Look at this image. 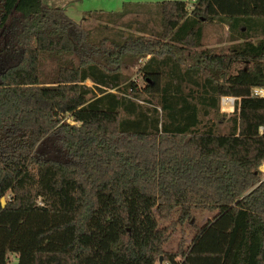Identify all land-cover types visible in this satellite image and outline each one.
Listing matches in <instances>:
<instances>
[{
  "label": "trees",
  "instance_id": "trees-1",
  "mask_svg": "<svg viewBox=\"0 0 264 264\" xmlns=\"http://www.w3.org/2000/svg\"><path fill=\"white\" fill-rule=\"evenodd\" d=\"M158 5L157 30L95 40L86 16L0 0V264H264V0Z\"/></svg>",
  "mask_w": 264,
  "mask_h": 264
},
{
  "label": "rangeland",
  "instance_id": "rangeland-1",
  "mask_svg": "<svg viewBox=\"0 0 264 264\" xmlns=\"http://www.w3.org/2000/svg\"><path fill=\"white\" fill-rule=\"evenodd\" d=\"M164 0H43V2L50 7L62 8L67 16L75 22H80L81 19L86 16L87 21L84 22L87 29L90 32V39L98 40L103 37H112L118 32H122L123 35L129 33L128 31V18L133 20L135 26L148 25L150 28L157 30L158 25L156 19L158 17V3ZM185 3H190L191 0H178ZM128 11L127 16L124 17V21H118L116 15L122 12ZM88 13H92L91 16H87ZM139 24V25H138ZM134 29V26H133ZM204 39L203 43L205 47L221 48L230 44L225 40L227 35V27L218 25L212 22H204L203 24ZM141 60H138L135 65L128 70L131 78L137 79L140 86L143 85L142 77L138 76L137 69ZM240 65H237L238 67ZM88 85L91 83L86 82ZM221 111V110H220ZM230 113L225 109L224 111ZM261 179H264V172H261ZM195 221L197 224H203L212 219L213 214L208 211H195ZM185 237L184 243L189 244L193 229L186 225L184 227ZM181 234L177 232L173 235L172 240L166 245L167 250H175ZM6 264H17V257L15 254H8V260Z\"/></svg>",
  "mask_w": 264,
  "mask_h": 264
},
{
  "label": "built area",
  "instance_id": "built-area-1",
  "mask_svg": "<svg viewBox=\"0 0 264 264\" xmlns=\"http://www.w3.org/2000/svg\"><path fill=\"white\" fill-rule=\"evenodd\" d=\"M195 2H197V0H191V2L188 3V7L192 9ZM250 96L264 98V86H252L250 89ZM239 100L240 99L238 97L221 96L220 97V110L224 111L225 109H227V111L232 112L234 109L235 102ZM259 169L261 172H264V161L259 166ZM163 264H167V263L165 262Z\"/></svg>",
  "mask_w": 264,
  "mask_h": 264
},
{
  "label": "water",
  "instance_id": "water-1",
  "mask_svg": "<svg viewBox=\"0 0 264 264\" xmlns=\"http://www.w3.org/2000/svg\"><path fill=\"white\" fill-rule=\"evenodd\" d=\"M0 201H1V204L2 205H5V199H4V197H2ZM159 261H162V257L159 258Z\"/></svg>",
  "mask_w": 264,
  "mask_h": 264
}]
</instances>
